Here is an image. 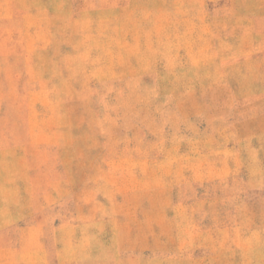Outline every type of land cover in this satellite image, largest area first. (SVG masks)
<instances>
[{
	"label": "rangeland",
	"instance_id": "1",
	"mask_svg": "<svg viewBox=\"0 0 264 264\" xmlns=\"http://www.w3.org/2000/svg\"><path fill=\"white\" fill-rule=\"evenodd\" d=\"M0 264H264V0H0Z\"/></svg>",
	"mask_w": 264,
	"mask_h": 264
}]
</instances>
